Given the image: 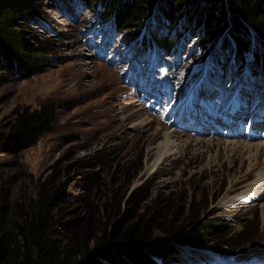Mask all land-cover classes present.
<instances>
[{
	"label": "rangeland",
	"instance_id": "374dc122",
	"mask_svg": "<svg viewBox=\"0 0 264 264\" xmlns=\"http://www.w3.org/2000/svg\"><path fill=\"white\" fill-rule=\"evenodd\" d=\"M43 3L44 15L31 26L46 48L47 66L27 79L18 68L0 71V129L25 109L58 110L52 129L36 145L16 156L0 155V184L29 196L51 179L66 195L55 201L59 223L81 218L88 204L110 191L122 201L116 212L125 206L131 214L153 197L185 209L191 195L197 201L204 193L205 211L221 216L225 230L238 233L247 226L233 244L247 241L249 252L258 254L244 261L221 258V246L205 241L211 259L180 247L174 264H264V198L252 197L262 187L264 151L254 158L243 146L264 143V76L248 81L245 68L237 73L230 60L225 77L215 67L209 70L208 61L199 60L197 33L184 43L177 66L172 58L166 71V64L143 50L140 35L117 36L83 1ZM149 26L167 35L164 26ZM250 44L259 45L254 39ZM161 86L168 87L171 102L156 95ZM189 99L194 105L186 104ZM143 118L148 125L135 129ZM172 132L170 155L159 162L157 148Z\"/></svg>",
	"mask_w": 264,
	"mask_h": 264
},
{
	"label": "trees",
	"instance_id": "16d2710c",
	"mask_svg": "<svg viewBox=\"0 0 264 264\" xmlns=\"http://www.w3.org/2000/svg\"><path fill=\"white\" fill-rule=\"evenodd\" d=\"M43 1L0 0L3 75L17 68L24 71V79L44 72L46 48L34 37L31 26L44 15ZM81 1L94 11L96 21L107 24L117 36L125 31L140 35L143 50L166 64V71L172 58L177 66L184 43L197 33L199 60H207L209 70L215 67L225 77L230 60L237 73L245 68L248 81L264 76V0ZM152 21L164 26L167 35L153 32ZM250 39L259 45L250 46ZM181 93L185 94L184 89ZM57 110L55 105H46L18 112L8 127L0 129V155L16 156L36 145L52 129ZM5 185L0 184V264H174L180 247L192 250L198 258L211 259L204 252H209L203 248L205 241L221 246V258L235 256L244 261L258 254L249 252L247 241L233 244L234 238L247 233V226L238 233L225 230L221 216L205 211L204 193L197 201L191 195V206L178 207L181 211L174 218L178 209L169 198L153 197L139 214H131L125 206L117 213L122 201L110 191L97 203L88 204L81 218L59 223L61 213L55 201L66 195L51 179L38 183L29 196L14 194Z\"/></svg>",
	"mask_w": 264,
	"mask_h": 264
},
{
	"label": "bare ground",
	"instance_id": "6f19581e",
	"mask_svg": "<svg viewBox=\"0 0 264 264\" xmlns=\"http://www.w3.org/2000/svg\"><path fill=\"white\" fill-rule=\"evenodd\" d=\"M101 67V66H100ZM99 67V68H100ZM103 70V69H102ZM94 74H95V72H94ZM138 113H140V112H138ZM100 117V116H99ZM148 122H149V120H148V118H143L142 120H140L139 121V123H137L136 124V128L135 129H142L145 125H148ZM174 132V131H173ZM171 133V134H166V135H164L163 136V141H164V144L162 145L163 147H158L157 148V154H158V156L160 157V160H159V162L161 161V159H163L164 157H167V156H169L170 154H169V147H171L172 146V143H170L169 141H170V139H172L173 137H174V135H175V133ZM244 144V143H243ZM243 146H245L247 149H249L250 151L252 150L253 151V156L252 157H254V158H256L262 151H264V143H258V144H251V143H247V144H244ZM251 151V152H252ZM251 157V158H252ZM260 179H261V177H260ZM261 181L263 182L262 184H258L259 185V187L260 186H262L263 187V189H261L262 187H260V188H258V191H256L255 190V192H253L252 193V197H257V198H259V199H261V198H264V178H262L261 179ZM258 182V181H257ZM257 185V184H256ZM257 185V186H258ZM256 186V187H257ZM256 192H258V193H256ZM251 196V195H250ZM248 197L247 199H250L251 200V198L252 197ZM264 207V206H263Z\"/></svg>",
	"mask_w": 264,
	"mask_h": 264
}]
</instances>
